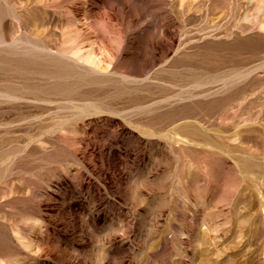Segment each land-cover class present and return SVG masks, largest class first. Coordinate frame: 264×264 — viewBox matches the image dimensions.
<instances>
[{
    "label": "rangeland",
    "instance_id": "obj_1",
    "mask_svg": "<svg viewBox=\"0 0 264 264\" xmlns=\"http://www.w3.org/2000/svg\"><path fill=\"white\" fill-rule=\"evenodd\" d=\"M0 264H264V0H0Z\"/></svg>",
    "mask_w": 264,
    "mask_h": 264
}]
</instances>
